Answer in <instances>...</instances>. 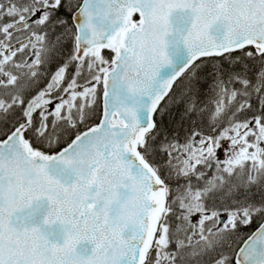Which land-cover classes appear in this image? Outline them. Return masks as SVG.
Wrapping results in <instances>:
<instances>
[{
  "label": "snow or ice",
  "instance_id": "1",
  "mask_svg": "<svg viewBox=\"0 0 264 264\" xmlns=\"http://www.w3.org/2000/svg\"><path fill=\"white\" fill-rule=\"evenodd\" d=\"M0 264H264V0H0Z\"/></svg>",
  "mask_w": 264,
  "mask_h": 264
}]
</instances>
